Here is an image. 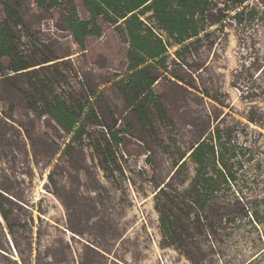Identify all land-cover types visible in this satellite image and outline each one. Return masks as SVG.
Wrapping results in <instances>:
<instances>
[{
    "label": "rangeland",
    "instance_id": "1",
    "mask_svg": "<svg viewBox=\"0 0 264 264\" xmlns=\"http://www.w3.org/2000/svg\"><path fill=\"white\" fill-rule=\"evenodd\" d=\"M238 1L209 0L206 15L221 23L168 47L167 68L150 71L159 76L152 90L163 104L161 116L146 98L140 111L132 110L115 85L129 72V44L121 28L99 17L102 35L87 37L82 49L66 29L63 5L46 9L35 0H0V29L7 21L11 41L9 55L0 54L3 68L45 57L64 60L42 74L56 73L57 93L88 97L99 117L122 131L123 138L104 156L92 139L104 144L109 126L85 122L91 140L85 136L65 151L70 135L44 114L36 121L35 154L22 147L1 149L0 185L9 188L16 204H9L13 234L0 215V244L12 259L23 264L21 251L28 264H36L38 253L42 262L63 264L70 251L74 264H193L162 244L155 193L182 156L223 118L218 127L229 130L228 145L235 153V176L225 195L247 203L263 224L257 230L248 223L229 237L221 258L211 257L212 262L242 264L262 250L251 264H264V7L258 0ZM243 6L246 12L256 7L254 18L234 17ZM76 7L80 18H90L82 0ZM154 30L169 41L164 31ZM15 84L17 102L25 105L28 79L19 77ZM26 113L18 106L14 117L26 121ZM239 121L248 129L240 130ZM193 174L189 165L188 178Z\"/></svg>",
    "mask_w": 264,
    "mask_h": 264
},
{
    "label": "trees",
    "instance_id": "2",
    "mask_svg": "<svg viewBox=\"0 0 264 264\" xmlns=\"http://www.w3.org/2000/svg\"><path fill=\"white\" fill-rule=\"evenodd\" d=\"M35 1L46 9L64 6L66 13L63 22L82 49H85L87 37L102 35V27L97 21L99 17L102 16L116 28H121L124 40L129 44V72L116 81L115 85L119 86L132 110L141 109L140 101L146 98L161 116L165 115L163 104L152 90V85L159 76L152 75V69L167 68L168 47L183 44L199 36L207 26L221 23V19H209V15H206L209 0H82L90 14L88 19L78 16L76 0ZM237 3L242 5L243 1L239 0ZM258 3L264 7V0H258ZM256 11V7H252L246 12V7L243 6L234 17L241 21L247 14L252 19ZM155 27L167 34L168 42L158 36ZM7 29L9 30L8 22L5 21L4 27L0 29V54L4 56L9 55L8 45L11 43ZM59 59L45 57L33 63L14 62L5 68L0 63V152L5 148L17 152L22 147L35 154L39 144V139H36V121L44 114L49 115L62 131L70 135L71 141L66 143L65 151L72 148L73 142L82 140L85 136L91 140L85 122L104 125L106 128L109 126L104 144L92 139L93 148L100 154L105 156L113 147L112 143L119 145L123 142V138L119 137L122 131L115 126L112 128L106 125L99 117L95 103L88 97L71 93L62 95L55 91L54 87L58 83L56 73L44 75L42 72L58 69V65L64 62ZM19 77L28 79L30 92L25 105L18 103L15 95V82ZM18 106L29 111L25 114L26 121L15 119L14 113ZM247 119L257 122L249 115ZM222 121L223 118L218 119L215 130L202 136L191 147L189 155L182 156L168 181L158 185L155 193L162 244L174 247L193 264H213L211 257L221 258L223 243L229 237L241 232L248 223L257 230V224H263L258 213L251 211L247 203L227 199L225 195L235 176L232 161L235 153L228 145L229 130L218 127ZM237 124L242 131L248 129L247 123L239 121ZM28 144L31 150L27 149ZM34 162L39 163L37 156ZM189 165H193L194 174L188 178ZM49 178H52L51 174ZM10 195L9 188L0 185V215L13 234V207L9 204H14L15 201ZM30 220L33 221L32 216ZM70 253L69 251V256ZM262 253V250L257 251L242 264L257 261ZM20 254L23 264H28L21 251ZM69 256V261L63 264H74V258ZM1 259L6 260L7 264H19L18 260L10 257L9 251L2 244L0 264ZM221 261L227 263L225 259ZM36 264L53 263L42 262L38 253ZM55 264L62 263L56 260Z\"/></svg>",
    "mask_w": 264,
    "mask_h": 264
}]
</instances>
